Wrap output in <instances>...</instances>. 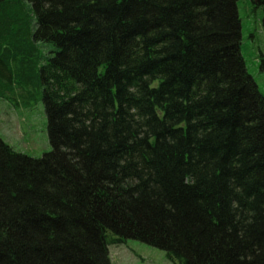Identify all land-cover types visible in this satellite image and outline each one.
I'll return each instance as SVG.
<instances>
[{"label":"trees","instance_id":"trees-1","mask_svg":"<svg viewBox=\"0 0 264 264\" xmlns=\"http://www.w3.org/2000/svg\"><path fill=\"white\" fill-rule=\"evenodd\" d=\"M238 1L0 0V98L41 95L52 145L0 136V264H112L129 238L264 264V94Z\"/></svg>","mask_w":264,"mask_h":264},{"label":"rangeland","instance_id":"rangeland-1","mask_svg":"<svg viewBox=\"0 0 264 264\" xmlns=\"http://www.w3.org/2000/svg\"><path fill=\"white\" fill-rule=\"evenodd\" d=\"M238 13L241 19V52L247 69L264 94V10L253 0H239ZM15 92L18 100L20 95L27 94V91ZM36 99L30 105L20 103L16 106L0 98V136L15 150L41 157L52 149V145L43 99L41 95ZM109 252L112 264H176L163 249L133 238L110 244Z\"/></svg>","mask_w":264,"mask_h":264}]
</instances>
